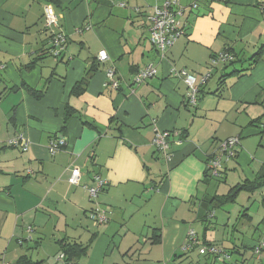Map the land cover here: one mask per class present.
<instances>
[{
  "label": "crops",
  "instance_id": "crops-1",
  "mask_svg": "<svg viewBox=\"0 0 264 264\" xmlns=\"http://www.w3.org/2000/svg\"><path fill=\"white\" fill-rule=\"evenodd\" d=\"M165 1L0 0V264L23 256L65 264L61 248L71 243L88 247L74 264H179L177 249L194 220L205 225L201 237L194 231L199 244L221 251L219 258L202 255L203 264H264V246L254 253L264 244V52L249 61L264 45V0H175L184 9V34L161 56L148 27L153 7ZM45 5L57 17L51 30L44 26ZM52 32L66 37L57 59L48 52ZM225 52L235 66L212 67L211 59ZM148 65L156 75L132 87ZM92 67L83 92L73 95ZM109 69L117 90L106 85ZM234 69L244 72L222 78ZM182 72L211 75L195 106ZM66 107L73 112L68 120ZM156 132L179 137L158 152ZM17 135L27 150L6 146ZM234 137L236 157L223 165L224 180L213 181L234 177L229 190L257 181L256 190L241 193L262 200L253 216L243 209L246 227L231 226L226 244L214 237L215 209L233 205L241 193L215 208L210 200L220 195L204 172L217 145ZM58 140L64 146L50 155ZM72 169L81 173L77 186L67 182ZM94 175L107 185L93 203L85 189ZM148 202L158 207L157 226L148 227L140 212ZM93 210L105 211L106 223L96 225Z\"/></svg>",
  "mask_w": 264,
  "mask_h": 264
},
{
  "label": "built area",
  "instance_id": "built-area-1",
  "mask_svg": "<svg viewBox=\"0 0 264 264\" xmlns=\"http://www.w3.org/2000/svg\"><path fill=\"white\" fill-rule=\"evenodd\" d=\"M196 8L195 5L192 7ZM183 8L179 7L177 1L167 0L160 6H155L152 9V14L149 18V41L157 49L161 56H164L167 51L176 43V41L184 34L183 25L180 23L179 18L183 15ZM43 18L44 26L47 30L53 29L57 25V17L52 12L48 5L43 7ZM66 37L61 32H52L50 38V49L48 50L49 55L55 59L59 58L65 50ZM107 60L105 51H101L97 55V61L103 63ZM233 60V57L228 53H220L213 57L210 61L212 67H216L218 64H228ZM114 70L109 69L106 72V85L117 90L119 84L113 80ZM156 75V69L148 65L138 71L132 78V87L138 86L148 79L153 78ZM178 76L183 77V81L188 88L187 101L191 106H195L197 103V95L199 86L204 85L209 79L210 74H206L201 78L186 74L185 72L178 73ZM178 138V132H156L152 141L153 146L158 152H165L171 143L172 138ZM178 142V141H175ZM239 145V138H229L225 141L220 142L215 150L208 156L205 163V170L208 172L210 177L219 178L222 174L223 165L236 157V148ZM6 146L11 148H18L23 151L27 150L29 143L23 135H17L15 138L7 141ZM64 146L63 140L51 142L48 148L50 155H53L61 147ZM81 173L78 169H72L70 176L67 180L71 186H77ZM106 181L98 175L92 177V185L86 187V191L91 200H95L99 193H101L106 187ZM90 219L94 221L96 225L106 223L107 218L105 211L99 210L90 215ZM186 241L182 246V251L187 253L194 247H199V255H209L216 258L220 257L221 251L215 246H204L200 245L197 236L194 231L188 230L186 235ZM264 244H260L255 247L254 253L259 255L260 249ZM63 256L60 258L62 259ZM224 258H227L223 255Z\"/></svg>",
  "mask_w": 264,
  "mask_h": 264
},
{
  "label": "rangeland",
  "instance_id": "rangeland-1",
  "mask_svg": "<svg viewBox=\"0 0 264 264\" xmlns=\"http://www.w3.org/2000/svg\"><path fill=\"white\" fill-rule=\"evenodd\" d=\"M222 65L221 63L218 64V68H221ZM229 179H227V182L224 183H215V181H212V186H211V191L214 192V190H216L217 195H226V193L228 192L230 186H232L233 184H235V182L237 181H232V176L228 177ZM215 188V189H214ZM250 195L246 194V193H241L236 202L233 205H229L227 207L224 208H219V209H215L216 213H217V219L215 221V219H213L214 224H216L215 229H214V237L216 242L218 243H227V241L230 239L231 237V230L232 227L234 226L235 230L237 231H242L245 229L246 224L244 219L242 218L243 215V209L249 208V213L253 216L261 207V205H259V203L261 202V198L262 197H258L257 199L254 200L253 197H250ZM148 208L140 210V212L142 213V215H146V220L148 222V227H153V226H157V205H155L154 203H149L147 205ZM146 214H145V213ZM148 212V214H147ZM239 216V217H238ZM237 217V219L235 220V218ZM136 220H138L139 218L135 217ZM194 218H192L193 220ZM231 220V221H230ZM230 222V223H229ZM228 224V229L225 230V224ZM207 225H209V223H206ZM135 225L134 222L132 223V226ZM187 225L190 226V228L187 229L188 230H192L195 231L200 237L203 231V227L205 225H203L202 223H200L199 221H187ZM136 226V225H135ZM212 230V229H211ZM186 231V233H187ZM236 236L233 235V238ZM186 241V237L183 239L180 247H178L177 249V256L179 258H182L183 263H179V264H203L204 263V256L199 255L198 252V248L196 247L195 249H192L191 251L185 253L182 251V246L184 245ZM191 256L189 259H185L186 256ZM191 260V263H189V261Z\"/></svg>",
  "mask_w": 264,
  "mask_h": 264
},
{
  "label": "trees",
  "instance_id": "trees-1",
  "mask_svg": "<svg viewBox=\"0 0 264 264\" xmlns=\"http://www.w3.org/2000/svg\"><path fill=\"white\" fill-rule=\"evenodd\" d=\"M50 3H53V4H57L56 0H49ZM264 52V45H262L257 51L256 53H254L249 61L251 64H254L256 62V60L259 59L260 55ZM229 54V53H228ZM231 55V54H230ZM232 56V55H231ZM233 57V56H232ZM234 57H233V60L228 63L229 65H226V68L225 69H228V67H234L235 64L237 63L236 61H234ZM34 64L31 63L30 65L27 66L28 69H30ZM95 67H92L90 70H88L87 74H86V77L84 79H82L79 83H77L73 90H72V93L73 95H76L78 96L79 94H81L84 90V86L86 85V82L88 80V77L92 74V72L94 71ZM246 71V70H245ZM225 72V70L223 71ZM242 72V70H237V69H234L230 74H225V76H223L222 78L224 79L225 77L227 76H239ZM224 81V80H222ZM200 92V91H198ZM30 93H32L36 98H40V94L38 92H35V91H30ZM198 97V95H197ZM72 110L69 108V107H66V112H65V120H68L70 118V116L72 115ZM208 158V157H207ZM207 161V159H206ZM206 163V162H205ZM204 179L209 182V181H213V179H215L216 181L218 182H222L224 179L222 177H220L219 179L218 178H212L210 177V175L208 174V172L205 170L204 172ZM258 187H260L259 183L256 182H252V183H243V184H239V185H236L234 187H232L229 192L226 194V195H222V196H213L210 200V202H216V205H215V208L217 207H220L222 205H225V204H228V203H233L235 202L237 196L242 192H248V193H251L253 192L254 190H256ZM86 190V189H85ZM87 192V191H86ZM88 194V193H87ZM100 194V193H99ZM99 196V195H98ZM89 198V196H88ZM98 198V197H97ZM96 198V199H97ZM95 200H91L89 198V200L91 202H95ZM92 213H95V210L91 211L90 214H89V218H90V215ZM93 221V220H92ZM94 222V221H93ZM29 233L31 231V229L29 228L28 229ZM155 242V241H154ZM63 244V243H61ZM201 245V244H200ZM204 246H211V245H204ZM87 246H81L79 244H76V243H71V244H65L62 246L61 248V252H62V255L60 256H63L62 258L64 259V262L65 264H74L76 260L80 259L82 256H85L86 255V251H87ZM196 247H194L193 249H195ZM15 264H41L40 262L39 263H34L32 262L27 256H23L21 258L18 259V261L15 263Z\"/></svg>",
  "mask_w": 264,
  "mask_h": 264
}]
</instances>
